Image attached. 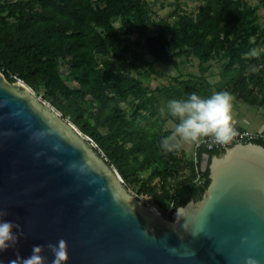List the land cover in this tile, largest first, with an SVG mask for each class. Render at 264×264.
Here are the masks:
<instances>
[{"label": "trees", "instance_id": "16d2710c", "mask_svg": "<svg viewBox=\"0 0 264 264\" xmlns=\"http://www.w3.org/2000/svg\"><path fill=\"white\" fill-rule=\"evenodd\" d=\"M201 1L198 12H181L175 22L155 20L148 0L0 2V70L12 82L23 80L61 111L94 141L125 185H137L138 197H150L168 218L203 197L211 181L209 169L202 167L204 156H210V163L225 150L200 146L195 160H188L182 147L164 151L161 142L173 130L165 126L166 112L160 113V94L168 102L193 92L207 97L228 91L264 107V49L256 57L245 55L264 44L258 13L264 0L256 5ZM182 57L197 58L200 72H181L174 78L177 85L151 88L145 83L146 77L166 75L157 63L180 68L176 59ZM216 59L223 61V71L221 80L211 84L210 61ZM63 63L71 65L77 88L63 80ZM185 165L189 175L173 184L171 178ZM148 169L152 173L143 180L141 173Z\"/></svg>", "mask_w": 264, "mask_h": 264}, {"label": "water", "instance_id": "95a60500", "mask_svg": "<svg viewBox=\"0 0 264 264\" xmlns=\"http://www.w3.org/2000/svg\"><path fill=\"white\" fill-rule=\"evenodd\" d=\"M96 149L31 86L0 70V210L24 231L0 264L59 239L68 243L67 264H246L248 256L264 264V145H225L210 163L205 155L206 192L172 218L132 194ZM44 255L51 264V252Z\"/></svg>", "mask_w": 264, "mask_h": 264}, {"label": "clouds", "instance_id": "9594fccd", "mask_svg": "<svg viewBox=\"0 0 264 264\" xmlns=\"http://www.w3.org/2000/svg\"><path fill=\"white\" fill-rule=\"evenodd\" d=\"M258 54V49L252 48L245 55L256 57ZM233 101L234 96L228 91H217L207 97L193 92L184 99L169 100L166 105L167 114L175 118L178 123L172 133L163 138L161 148L168 152H178L182 144H198L204 138H211L217 144H229L238 135L232 114ZM160 113L162 116L165 115V108H161ZM53 149L60 151L61 145L56 144ZM76 167L75 163L70 164L69 171ZM80 171H83V168ZM89 203L91 201H86L85 206ZM8 215L7 211L0 210V253L10 248L14 249L20 237L24 236L20 224L5 219ZM248 242V237H244V243ZM46 249L52 254L51 264H67L68 243L64 239L47 245H33L31 254L27 257L21 256L17 251L16 258L9 264H48V258L44 255ZM192 254L195 255V252ZM245 260L246 264H260V261L253 256H248Z\"/></svg>", "mask_w": 264, "mask_h": 264}, {"label": "rangeland", "instance_id": "374dc122", "mask_svg": "<svg viewBox=\"0 0 264 264\" xmlns=\"http://www.w3.org/2000/svg\"><path fill=\"white\" fill-rule=\"evenodd\" d=\"M7 1H14V0H0V2H7ZM152 5L153 11V18L158 20L159 18L166 17L170 20V22H175L178 18V14L181 12H187L191 14H195L199 10V6L201 4V0H148ZM251 4H258V0H248ZM258 13L260 14V22L264 26V8L259 7ZM154 32V28L152 29ZM258 51H262L264 49V44L260 45ZM186 57L177 58L176 63L179 64L178 68L175 64L166 65L163 63H157L156 67L164 72L165 76H155L152 75L150 78H144V81L147 85L151 86V88H155L160 84L166 85H177V81L174 79L177 77L181 72H193L199 73L200 72V61L197 58L191 57L187 60ZM183 62V63H182ZM223 61L221 60H212L210 61L211 65V74L208 75V80L211 84L218 83L221 80V73L223 71ZM60 72L63 80L71 87H78V82L75 78V74L73 69H71L70 64H61ZM255 92L258 94V90L256 89ZM234 96V95H233ZM43 99L42 95L39 96ZM161 102L163 104L162 108H165L166 117L168 122L166 123V128L174 130L176 124L169 114H167L166 110V97L160 94ZM44 100V99H43ZM47 101V100H46ZM49 102V101H47ZM50 103V102H49ZM127 107V104H124ZM59 111V110H58ZM62 113L61 111H59ZM233 118H234V125L242 126L252 131H264V107L254 106L247 103L245 100L234 96L233 101ZM196 144L197 143H184L182 144V148L185 150V156L188 160H195L196 159ZM153 169H148L141 173V178L143 180H147V178L152 173ZM189 169L185 165L182 169L181 173L177 176L171 178L173 184H177L182 179L186 178L189 175ZM155 181V179H154ZM129 191L137 195L138 186L137 185H130ZM138 196V195H137ZM144 202L149 203L159 209V211L167 217L166 210L164 208H160L158 205L154 203V201L150 197H142L141 198Z\"/></svg>", "mask_w": 264, "mask_h": 264}, {"label": "built area", "instance_id": "2783aa9c", "mask_svg": "<svg viewBox=\"0 0 264 264\" xmlns=\"http://www.w3.org/2000/svg\"><path fill=\"white\" fill-rule=\"evenodd\" d=\"M235 128L237 130L238 135L234 137V139L229 144H226V147H231L239 143H250V142L254 143L256 141H261L264 143V131H252L250 129L242 128L239 126H235ZM200 146H206L208 150H221V151L225 150L224 149L225 145L214 143L211 138L202 139L198 144H196V149ZM197 180L199 183L203 182L200 173L197 176Z\"/></svg>", "mask_w": 264, "mask_h": 264}, {"label": "crops", "instance_id": "0c3cea01", "mask_svg": "<svg viewBox=\"0 0 264 264\" xmlns=\"http://www.w3.org/2000/svg\"><path fill=\"white\" fill-rule=\"evenodd\" d=\"M236 126V125H235ZM239 127H242V126H239ZM242 128H245V127H242Z\"/></svg>", "mask_w": 264, "mask_h": 264}]
</instances>
